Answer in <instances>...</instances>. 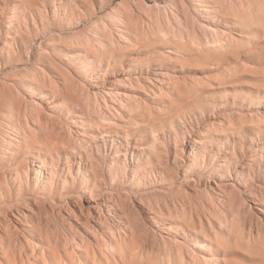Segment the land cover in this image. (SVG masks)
Wrapping results in <instances>:
<instances>
[{
    "label": "rangeland",
    "instance_id": "374dc122",
    "mask_svg": "<svg viewBox=\"0 0 264 264\" xmlns=\"http://www.w3.org/2000/svg\"><path fill=\"white\" fill-rule=\"evenodd\" d=\"M0 193V264H264V0H0Z\"/></svg>",
    "mask_w": 264,
    "mask_h": 264
},
{
    "label": "bare ground",
    "instance_id": "6f19581e",
    "mask_svg": "<svg viewBox=\"0 0 264 264\" xmlns=\"http://www.w3.org/2000/svg\"><path fill=\"white\" fill-rule=\"evenodd\" d=\"M84 3L82 2V5H83ZM43 160V164H42V167H44L45 166V162H44V159H42ZM158 162L159 163H161L162 162V159L161 158H159L158 159ZM170 178H172V176L171 175H169V174H167ZM48 182L50 181V180H47ZM38 182L40 183L41 182V180L39 179L38 180ZM48 182H46L48 185H49V183ZM43 185V186H41V188L40 189H42V191H44L45 189H48V185ZM2 186V185H1ZM8 188V187H7ZM7 190V189H6ZM51 192H55V189L52 187L51 189ZM7 192V191H6ZM9 192V191H8ZM2 193H4V192H2ZM18 195V194H17ZM2 196H4V195H2L1 193H0V198H2ZM10 196V195H9ZM2 200V199H1ZM96 211V213H97V215L95 216V218L96 219H98L99 218V212L97 211V209L95 210Z\"/></svg>",
    "mask_w": 264,
    "mask_h": 264
}]
</instances>
